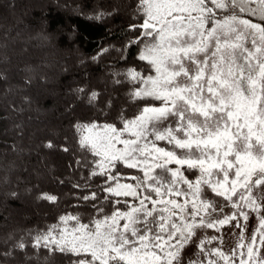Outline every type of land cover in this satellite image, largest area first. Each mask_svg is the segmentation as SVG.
<instances>
[{
	"label": "snow or ice",
	"instance_id": "obj_1",
	"mask_svg": "<svg viewBox=\"0 0 264 264\" xmlns=\"http://www.w3.org/2000/svg\"><path fill=\"white\" fill-rule=\"evenodd\" d=\"M134 3L141 22L132 27L146 38L139 59L155 75L130 69V96L160 105H138L131 117L121 112L119 126L84 125L87 135L80 143L100 158L90 175L116 181L101 191L138 203L125 202V210L110 209L87 223L66 215L63 227L35 237V247L64 253L69 264H182V251L197 228L218 229L235 221L236 242L224 248L223 235L205 238L198 245L205 259L195 264H264V0ZM96 99L93 93L90 103ZM169 118L171 123L161 126ZM157 141L172 148L158 147ZM118 163L140 169L143 177H131L135 184L120 183L119 174L112 175ZM155 169L163 171L153 175ZM202 185L223 197L232 211L225 214L224 206L217 209L202 200ZM42 198L56 200L48 194ZM246 209L260 214L258 229L247 237ZM214 212L220 216L213 218ZM70 221L75 222L71 228ZM217 239L221 246L205 250ZM16 246L23 248L24 242Z\"/></svg>",
	"mask_w": 264,
	"mask_h": 264
},
{
	"label": "trees",
	"instance_id": "obj_2",
	"mask_svg": "<svg viewBox=\"0 0 264 264\" xmlns=\"http://www.w3.org/2000/svg\"><path fill=\"white\" fill-rule=\"evenodd\" d=\"M34 1L45 0H0V198L3 194L7 200L0 199V264H69L64 253L35 247V237L53 226L63 227L61 218L66 215L87 223L110 209L125 210V202L137 204L130 197L101 191L116 181L105 183V176L90 175L98 170L100 158L81 145L86 134L82 126H119L121 112L131 117L138 105L155 104L132 99L133 86L126 77L133 68L144 74L154 70L139 59L146 38L142 29L132 27L141 22L134 0H47L43 12L29 20L19 17L20 11L27 15L26 9L32 10L29 2ZM5 4L10 10L2 8ZM99 13L103 15L97 19ZM17 18L22 23L10 34ZM16 34L23 39H15ZM48 84L58 86L59 92H51ZM40 89L56 97L62 93L56 115L50 111L56 104L53 97L45 99ZM93 93L97 99L90 103ZM56 126L61 129L55 135L44 134L47 127L53 132ZM49 143L53 147H47ZM117 174L122 184L135 183L133 176L143 177L141 170L120 163L112 172ZM23 191H29L40 207L31 220L15 215L23 210ZM42 194L55 196V202ZM101 206L104 212L98 213ZM21 241L23 248L16 246Z\"/></svg>",
	"mask_w": 264,
	"mask_h": 264
},
{
	"label": "rangeland",
	"instance_id": "obj_3",
	"mask_svg": "<svg viewBox=\"0 0 264 264\" xmlns=\"http://www.w3.org/2000/svg\"><path fill=\"white\" fill-rule=\"evenodd\" d=\"M47 3H48L47 0H45L44 2H35V1L34 2H29L30 6H32V7H30V8H32V10H30V9L27 8L26 10H27V12H29L27 15H23L24 13H22L20 11V14L22 16H19V17L24 18V20L25 19L26 20H29L31 18V16L34 13H36L37 11L43 12V9L46 7ZM11 4L12 3H10V8L12 7ZM5 5L2 8H5L7 11L10 10L9 5L8 6H7V4H5ZM211 6L212 5L209 4V7H211ZM60 8H62V7H60ZM18 9L20 10L21 9V6L18 7ZM74 12L75 11L69 12V13L70 14H73ZM217 15L218 16L221 15V10H217ZM243 15L246 16V17H249L247 14H241L242 18H245V17H243ZM14 16H17V15H14ZM10 17H11V14H10ZM248 19H252L253 22H258V18L257 17H249ZM255 19H257V20H255ZM40 21H41V19H40ZM21 23H22V21L21 20H18V18H17L16 21L13 22L12 27L9 30V33L10 34L11 33H14L13 30H15V32H16L18 30L17 29L18 25H20ZM39 23H42V21L39 22ZM16 35H17V38H15V39H23V36L18 35V34H16ZM28 41L29 42L35 41L34 40V37H33V40L30 39ZM29 42H28V44H29ZM37 42H40V39H37ZM142 50H143V48L141 49V51ZM19 59H20V57L17 56V60L16 61L19 62ZM19 64H21V62H19ZM67 66L69 67V69H71L70 63ZM153 75H155V73ZM49 84L47 85V87H48L47 89H49L51 92H53L55 90H57V93L59 92L58 86H52V85H49ZM141 87H143V85ZM41 90L42 89H40V93H41ZM46 91L44 92L46 94H44V93H41V94L42 95H45V99H48V98H52L53 97L52 100L56 104L54 105V107H52V109L50 111H53V113L56 115L57 114V108H58V110H59V108H61V103L59 102L60 101L59 99L61 98L62 93H61V96L56 97L55 95H53V93H49V92H46ZM46 97H48V98H46ZM154 102H155V104L152 103L153 105H155V106H159L160 105V101H154ZM171 121H172V118H169V121H165L161 126H167L169 123H171ZM60 129L61 128L59 126L58 127L56 126V128L53 130V132H54L53 133L51 131V129H48V127H47V129L44 132V134H54L55 135V130L60 131ZM85 135H87V133ZM125 136L127 138L128 137V134H125ZM156 145L158 147H162V148L169 149V150L172 148V145H169L167 143V141H157L156 142ZM117 147L118 148H123V145H117ZM169 167H173L174 168L176 166L175 165H170ZM44 171H47L48 172L47 168L44 169ZM162 171L163 170H161V169H155L154 172H153V175L160 174V173H162ZM166 175H170V174H166ZM185 176H188L189 178H191V176H190V174H188V172H185ZM133 182H135V181L133 180ZM130 184H135V183H130ZM182 188L186 189L187 186L186 185H183ZM256 191L259 192V191H262V190H256ZM28 192L29 191H27V192L26 191H23V193H21L23 195V198L25 196L28 197L27 198L28 201L24 200L23 198H22V200H19V204L23 208L22 212H20V211L19 212H16L15 211V215L17 217L22 218V220H25V219L26 220H31L34 217V214H37V212L40 211V207H38L35 204L34 196L33 195H30V196L27 195ZM1 197H2V198H0L1 201H4V200L7 201L5 198H3V194H2ZM125 197H130V196H125ZM130 198L134 199L133 197H130ZM200 198L202 200H207L210 203L214 204L217 209H220L221 206H224L223 207V212L225 214L230 213L232 211V209L230 208L228 202L225 201L223 197L217 196L207 186L202 185V191H201ZM175 199H177L178 202H182L183 199H184V197H175ZM233 199L235 200L236 197H234ZM137 203H138V201H137ZM7 204H8V202H6V205H5L6 208H8V205ZM6 211H7V209H6ZM247 211H249V219L246 222L247 225H248V228H247V230L244 233L245 237H247L248 232H251V231H253L255 229H258V221H259V218H260V214L259 213H252L250 210H247ZM0 214H1V211H0ZM212 216H213V218L218 217V216H220V213L219 212H214V213H212ZM240 219H241V223H245L242 218H240ZM121 223H123V221H121ZM234 224H235V221L231 222V224H229V225H225L223 227H219L218 229H210V228H206V227H199V228H197L196 229V232H195V235L192 237L190 243H188L184 247V249L182 251V257H181L182 264H189L190 261H191V264H195V262L197 260H201L202 261V260L205 259V253L204 252H201V251H198V245L202 241H204L205 238H211V237H217L218 238L221 235H223L224 236V240H223L222 247H224V248H227L230 244L235 243L236 242L237 233L240 230L237 229V228H234L233 227ZM245 243H247V239L245 240ZM218 246H221L220 245V241L218 239L217 240H213L211 244H207V243L205 244V250L214 249V248H216ZM260 253H261V255H264V248H261L260 249Z\"/></svg>",
	"mask_w": 264,
	"mask_h": 264
},
{
	"label": "bare ground",
	"instance_id": "obj_4",
	"mask_svg": "<svg viewBox=\"0 0 264 264\" xmlns=\"http://www.w3.org/2000/svg\"><path fill=\"white\" fill-rule=\"evenodd\" d=\"M76 131V130H75ZM42 187V186H41Z\"/></svg>",
	"mask_w": 264,
	"mask_h": 264
}]
</instances>
